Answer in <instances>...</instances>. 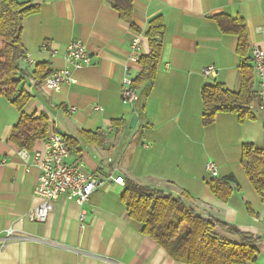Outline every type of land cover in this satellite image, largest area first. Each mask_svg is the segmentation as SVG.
<instances>
[{"label":"crops","instance_id":"1","mask_svg":"<svg viewBox=\"0 0 264 264\" xmlns=\"http://www.w3.org/2000/svg\"><path fill=\"white\" fill-rule=\"evenodd\" d=\"M19 1L40 5L24 20L20 87L31 100L23 111L47 114L48 134L61 131L77 141L69 161L175 195L187 192L198 211L258 238L257 259L246 264H264V197L241 163L244 143L264 148V110L256 99L253 119L242 122L236 113H219L214 123L204 125L201 95L204 85L216 81L233 91L241 86L238 36L224 32L215 17H243L254 70L253 48L264 47V0H134L133 22L140 31L107 0ZM156 16H162L166 26L157 74L153 81L135 82L138 98L130 105L122 98V78L131 42L139 35V55L149 54L145 32ZM73 40L87 46L90 64L74 70L76 81L65 82L60 90L46 88L33 77L35 68L40 63H48L52 71L66 67V47ZM139 62L129 63L134 81L142 70ZM208 65L216 66L218 73L205 77L202 69ZM254 87H258L255 70ZM20 115L0 94V155L6 159L0 168V241L4 242L0 264H186L128 217L122 199L125 184H105L83 207L61 196L45 222L30 221L28 211L41 202L35 194L39 171L27 168L21 148L10 139ZM118 119L124 123L116 125ZM81 130L100 137L86 139ZM47 136L37 140L30 152L43 150ZM209 162L215 163L218 176L207 170ZM230 175L240 187L231 184L233 193L222 202L208 183ZM81 210L86 212L83 228ZM9 227L14 233L8 236Z\"/></svg>","mask_w":264,"mask_h":264},{"label":"trees","instance_id":"2","mask_svg":"<svg viewBox=\"0 0 264 264\" xmlns=\"http://www.w3.org/2000/svg\"><path fill=\"white\" fill-rule=\"evenodd\" d=\"M107 1L124 21L134 30L140 31L133 22L134 0ZM39 8L40 5L36 3L0 0V94L21 112L10 139L20 148L27 149H31L37 140L45 138L50 129L47 114L28 115L23 111L31 95L24 87H20L23 81L21 64L25 58L22 42L24 20ZM215 18L224 32L238 36L241 86L238 91H233L220 81L204 85L201 91L204 105L202 120L204 125H211L219 113H236L239 120L244 122L254 118L252 108L257 98L246 24L241 16L220 14ZM165 29L162 16L150 20L145 32L150 52L139 59L142 70L135 80L137 84L155 79ZM52 72L48 63H40L33 77L42 82ZM123 123L124 119L115 121L116 125ZM80 134L86 139L91 135L100 137L97 132L88 130H81ZM65 139L71 149L76 147V140L67 135ZM241 163L252 186L264 197V148L251 142L244 143ZM231 184L240 187L234 175L215 177L208 183L212 194L222 202L228 201L232 195L234 186ZM125 185L122 199L128 217L138 221L142 233L154 239L175 260L186 264H246L257 259L255 243L258 238L221 218L198 211L192 204L194 199L187 192L175 195L132 180L125 181Z\"/></svg>","mask_w":264,"mask_h":264},{"label":"built area","instance_id":"3","mask_svg":"<svg viewBox=\"0 0 264 264\" xmlns=\"http://www.w3.org/2000/svg\"><path fill=\"white\" fill-rule=\"evenodd\" d=\"M140 36L134 35L131 42V53L129 63H138L140 55ZM45 46H47L45 44ZM52 54H57L53 49ZM67 66L54 70L44 80L46 88L54 91L60 90L62 84L68 81H76L73 75L74 70L82 69L91 62V53L87 46L80 40L71 41L65 52ZM254 70L258 76L257 100L260 109L264 110V47L256 45L253 48ZM27 58V56H26ZM126 64L122 78V98L125 102L133 105L138 98L134 77L130 64ZM218 73V68L214 65L205 66L202 74L205 77L214 76ZM96 109H102L97 106ZM71 110H76L72 106ZM72 149L61 131H53L48 134L45 148L41 151L30 152L29 149L21 148L19 155L26 162L27 168L34 166L38 169L39 175L35 188V194L41 199V202L30 209L27 218L33 222H45L50 212L54 208L55 202L65 196L73 199L81 207L87 203L91 195L109 182H115L120 185L125 184L123 176L102 175L96 171H89L81 161L70 162ZM6 159L0 155V168L5 164ZM207 170L213 175L218 176V169L214 162H209ZM86 212L81 210V227H85ZM14 233L13 227L7 229V235ZM3 246L4 242L0 241Z\"/></svg>","mask_w":264,"mask_h":264},{"label":"water","instance_id":"4","mask_svg":"<svg viewBox=\"0 0 264 264\" xmlns=\"http://www.w3.org/2000/svg\"><path fill=\"white\" fill-rule=\"evenodd\" d=\"M136 122H137V117L134 118L132 126H135Z\"/></svg>","mask_w":264,"mask_h":264}]
</instances>
